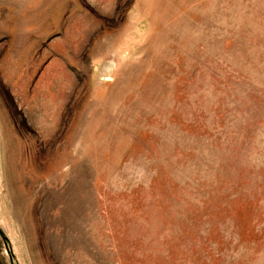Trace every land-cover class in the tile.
Instances as JSON below:
<instances>
[{
  "label": "rangeland",
  "instance_id": "1",
  "mask_svg": "<svg viewBox=\"0 0 264 264\" xmlns=\"http://www.w3.org/2000/svg\"><path fill=\"white\" fill-rule=\"evenodd\" d=\"M0 264H264V0H0Z\"/></svg>",
  "mask_w": 264,
  "mask_h": 264
}]
</instances>
